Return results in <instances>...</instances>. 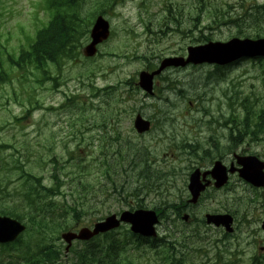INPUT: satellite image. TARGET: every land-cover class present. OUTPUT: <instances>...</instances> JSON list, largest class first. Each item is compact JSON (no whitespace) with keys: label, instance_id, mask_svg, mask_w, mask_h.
<instances>
[{"label":"rangeland","instance_id":"1","mask_svg":"<svg viewBox=\"0 0 264 264\" xmlns=\"http://www.w3.org/2000/svg\"><path fill=\"white\" fill-rule=\"evenodd\" d=\"M263 3L264 0H123L117 9L109 10L106 17L112 25V37L101 45L100 54L93 59L85 60L81 56L80 60L69 61L61 68L50 66L53 76L58 77L41 85L35 83L31 75L25 78L22 70L10 76V80L0 81V145H22V164L27 163L25 169L38 177H44L43 182L46 184L54 181L51 177L53 170L68 173L61 177V184L66 189L70 203H80V200L74 196L78 181L74 184L69 182L76 176L75 165L67 164L66 160L72 156L76 164L91 163L100 152V143L103 144L104 140L109 141L108 148L111 149L118 143H125V138L128 139V142L135 144L133 149L138 155L141 156L142 150L146 149L159 169L189 166L196 161L197 156L181 154L184 144L195 141L208 149L212 148L209 140L214 137L224 146L228 130L217 123L231 121L232 115L240 120L245 103L264 106V75L259 63L245 61L236 65L230 71L232 79L228 82L223 79L199 83L200 73L195 76L192 71L187 72V75L185 70L167 73L165 76L170 75L171 79L169 83L165 81L168 83L167 89L164 90L165 86H162L163 91H157L163 97L161 100L151 99L139 91L126 93L122 84L129 87L126 81L136 78L145 68L142 57L147 56L159 63L166 56L185 53L186 47L190 45L201 44L204 37L227 40L236 34L237 30L231 25L207 28L218 26L212 23L211 14L215 9L226 10L229 15V10L233 8L228 6L235 7L230 17L226 16V20H222L228 21L244 16L251 6ZM43 5L44 0H0V60L5 64L7 52L17 54L22 46L27 45L36 29L43 26V21L48 19ZM165 7L174 10L181 24H171L177 30L165 33L167 35L162 37V27L168 15L167 11H163ZM260 28L264 29V22L257 26L250 20L245 30L249 35H255ZM226 73L229 74V70ZM196 78L197 86L194 83ZM165 82L162 80V85H166ZM177 83L188 90L183 97L178 98L172 91L176 89ZM118 84L122 86L117 91L111 89L113 93L99 94L101 89ZM246 97H250L249 101ZM257 97L261 99L260 104H257ZM154 103L159 107V123L152 132L139 135L133 124L135 114L141 112L147 117L157 115ZM229 106H233L234 112ZM17 117H22V120L18 121ZM130 143L126 144L129 150ZM28 145L32 152L25 156L24 148ZM243 149L250 148L242 146L240 150ZM251 149L263 153L264 145ZM211 151L213 153V149ZM1 152L2 155L9 154V150L1 149ZM131 156H134L132 151ZM54 158L57 159L56 166L52 163ZM79 174H83L84 180L96 185L86 194L85 201L90 208L79 228L93 226L112 213L130 209L129 201L135 204L136 200L129 198L122 189L115 192L99 187L97 170L93 174ZM184 178L182 173L176 183L169 181L162 184L159 191L144 196L143 203L147 208H154L188 199ZM12 181L9 188L14 191L18 182L15 177ZM129 181L134 183V178H129ZM248 187L239 180H234L225 190L215 191L212 187L204 193L206 195L201 203L188 210L200 221L207 212L231 210L236 213L238 221L237 231L230 239L223 235V231L208 226L201 227L199 237L194 236L182 242L184 250L192 252L187 255L184 264H251L253 256L264 255V252L259 251L264 245L261 229L264 191L253 195ZM14 199L0 197V203L11 204ZM59 199L63 197L59 196ZM26 203L23 199L22 211ZM195 225H199V221ZM174 231L165 225L159 228L161 236ZM187 231L191 232V229ZM201 247L205 250L194 251ZM177 248L180 246L177 245ZM4 259L8 261L10 256ZM150 264H158V261Z\"/></svg>","mask_w":264,"mask_h":264},{"label":"trees","instance_id":"2","mask_svg":"<svg viewBox=\"0 0 264 264\" xmlns=\"http://www.w3.org/2000/svg\"><path fill=\"white\" fill-rule=\"evenodd\" d=\"M116 1L45 0V7L49 13L47 22L29 38L27 46H22L18 54H7V65L0 60V81L10 79L14 69L31 68L32 73L42 70L46 73L45 68L49 62H61L63 59L68 61L79 57L81 48L88 38L93 19L98 13L106 14V10L112 8ZM212 80V77L201 76L199 83L202 81L208 83ZM175 88L172 91L177 96L185 94L183 87L175 86ZM261 120L264 121V112L261 114ZM12 147L15 153L0 156V191H8L13 177L20 176L22 179V167L24 168L21 158L22 145L20 147L12 145ZM100 147V153L95 156V159L104 153L105 149L109 153L105 152L101 161L98 157L95 165L89 164V174L97 170L98 185L108 191L122 189L130 196L139 199L135 205L137 208L144 207L140 199L143 192L150 194L161 187L157 185L158 181L155 179L154 169L149 159L146 155H138L132 146L129 150L128 145L111 149L108 145H100ZM0 148H7L6 144H1ZM131 151L134 152V156H131ZM30 177L37 183L41 182L38 177ZM129 178H134V183H131ZM30 182L27 181L29 186L23 192L27 200L24 206L34 207L33 212L22 211V186L20 191L14 193L21 195L20 203L13 202L7 207L0 203V211L12 214L20 220L27 217L33 225V231L23 241L25 254L22 262L18 264H148L140 248L146 242L156 249L163 240L137 238L130 231L125 232L126 230L111 231L88 242H82L73 247L70 254H65L63 246L55 242L58 238L57 233L62 229L75 227L87 209L84 205L79 207L77 204L69 203L48 205L46 200L54 193H62L60 188ZM91 185L94 187L95 184L91 183ZM83 189L87 190L86 187ZM8 196L12 197L9 191L4 197ZM157 210L161 213L162 224L168 226V214L165 209L158 207ZM170 221L172 222V219ZM118 233H123L124 237H119ZM184 233L188 232L184 231ZM169 242L172 245L181 241L174 239ZM179 246L180 248L173 246L160 249L156 253L158 264L184 263L187 260L182 254L185 252V247ZM171 250L175 252L171 253ZM186 251L190 250L186 249Z\"/></svg>","mask_w":264,"mask_h":264},{"label":"water","instance_id":"3","mask_svg":"<svg viewBox=\"0 0 264 264\" xmlns=\"http://www.w3.org/2000/svg\"><path fill=\"white\" fill-rule=\"evenodd\" d=\"M110 34L109 22L103 17L99 16L94 28L92 30L93 41L86 47L85 53L88 56H92L97 52V44L107 39ZM254 55H264V39L253 41V40H238L233 39L229 42H210L206 45H200L196 47L189 48V57L184 62L183 58L177 59H166L161 67L154 71L153 73L142 72L141 84L148 90L152 91L153 77L155 74L160 73L165 67L170 65H185L186 63L193 62L198 63H217L226 64L233 60L239 59L243 56H254ZM136 126L139 131H146L149 129L150 124L148 121H144L142 117H138L136 121ZM264 167L263 163L253 162L248 160L246 163V168L242 171V175L252 181L255 185H264V173L262 169ZM213 175L218 179L217 186L223 185L227 178L224 176V171L217 167ZM190 189L193 194V202L198 200L201 190L204 186L200 184V172L196 171L191 176ZM188 217L187 215L185 216ZM209 223H215L217 225H224L230 231L232 228L230 224L233 218L226 215H207ZM129 222L132 224V230L145 236H155L157 234L155 225L159 222V218L155 210H136L134 212L126 211L120 218L116 214H113L105 221L99 222L95 225V229L92 231L89 228H84L79 234L67 233L64 237L67 241L71 242L74 238L88 239L99 232H105L113 228L118 227L121 222ZM25 229V227L8 217L0 216V241L6 242L13 240L16 236Z\"/></svg>","mask_w":264,"mask_h":264},{"label":"flooded vegetation","instance_id":"4","mask_svg":"<svg viewBox=\"0 0 264 264\" xmlns=\"http://www.w3.org/2000/svg\"><path fill=\"white\" fill-rule=\"evenodd\" d=\"M232 20L233 19H230L229 21H232ZM196 76H197V74H196ZM195 81L197 83V78H196ZM234 155H235V153H234V151H232V152L228 153L225 157H222V159H221L224 162V164H226L228 166V168H230V166H232L233 164L236 167H239V164H238L237 160L234 159ZM243 155H249V153L243 154ZM236 173H238V172H236ZM238 174H236L237 178H239ZM209 178H210V176H209Z\"/></svg>","mask_w":264,"mask_h":264},{"label":"bare ground","instance_id":"5","mask_svg":"<svg viewBox=\"0 0 264 264\" xmlns=\"http://www.w3.org/2000/svg\"><path fill=\"white\" fill-rule=\"evenodd\" d=\"M263 16H264V14H262ZM200 76H209V77H211L212 76V78H213V80L212 81H214V80H218V78L217 77H215V76H213V75H211L210 76V74H206V73H200L199 74ZM195 76H196V74H195ZM188 83H190V82H188ZM195 83V86H197V83H196V81L194 82ZM202 83V82H201ZM186 92H188V90L186 89V87H184V92L183 93H186ZM136 167V166H135ZM185 252H189L190 253V251H186L185 250ZM184 252V253H185ZM177 257H179V256H177ZM178 263V262H177ZM179 264V263H178Z\"/></svg>","mask_w":264,"mask_h":264}]
</instances>
